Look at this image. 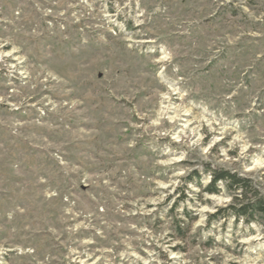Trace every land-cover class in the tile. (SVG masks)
<instances>
[{"label": "rangeland", "instance_id": "obj_1", "mask_svg": "<svg viewBox=\"0 0 264 264\" xmlns=\"http://www.w3.org/2000/svg\"><path fill=\"white\" fill-rule=\"evenodd\" d=\"M213 170L264 197V0H0V264H264Z\"/></svg>", "mask_w": 264, "mask_h": 264}, {"label": "trees", "instance_id": "obj_2", "mask_svg": "<svg viewBox=\"0 0 264 264\" xmlns=\"http://www.w3.org/2000/svg\"><path fill=\"white\" fill-rule=\"evenodd\" d=\"M212 173L213 176L205 189L206 192L220 193L219 182H223L235 193L240 192L235 195L234 202L231 205V210L237 218L244 217L247 222H251L256 215L264 216V197L255 190L251 179L243 178L226 170H213ZM214 217L216 216L214 215ZM176 230L182 235L181 237H184L186 228L180 222L177 224Z\"/></svg>", "mask_w": 264, "mask_h": 264}]
</instances>
